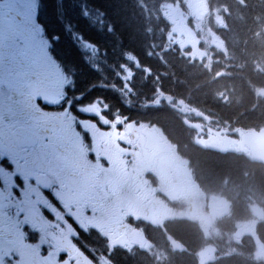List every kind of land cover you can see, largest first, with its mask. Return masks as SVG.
I'll use <instances>...</instances> for the list:
<instances>
[{
	"label": "flooded vegetation",
	"instance_id": "flooded-vegetation-1",
	"mask_svg": "<svg viewBox=\"0 0 264 264\" xmlns=\"http://www.w3.org/2000/svg\"><path fill=\"white\" fill-rule=\"evenodd\" d=\"M48 4L0 0V264H241L250 213L196 186L183 139L128 105L123 76L82 78ZM211 134L203 151L236 147Z\"/></svg>",
	"mask_w": 264,
	"mask_h": 264
},
{
	"label": "trees",
	"instance_id": "trees-1",
	"mask_svg": "<svg viewBox=\"0 0 264 264\" xmlns=\"http://www.w3.org/2000/svg\"><path fill=\"white\" fill-rule=\"evenodd\" d=\"M47 1L50 19L68 34L61 41L65 57L80 61L74 33L95 45L104 68L99 75L113 77L106 80L111 83L130 74L128 105L137 103L173 138H183L187 157L208 185L219 183L222 193L264 213V166L237 152L203 151L194 142L196 125L234 135L264 127V97L256 96L264 90V0H207L206 12L188 19L200 55L173 49L168 39L174 25L167 8L189 13L185 0ZM214 11L220 12L218 23ZM83 67L82 78L98 76ZM259 227L264 245V223Z\"/></svg>",
	"mask_w": 264,
	"mask_h": 264
},
{
	"label": "rangeland",
	"instance_id": "rangeland-1",
	"mask_svg": "<svg viewBox=\"0 0 264 264\" xmlns=\"http://www.w3.org/2000/svg\"><path fill=\"white\" fill-rule=\"evenodd\" d=\"M185 4L190 11L189 13H185L176 8L169 9L167 12L173 21L175 28L174 33L180 34L178 36V42L183 44V48H197L198 38H196L195 31L189 27L188 19L190 15L200 16L203 13V0H185ZM214 15L219 20L218 13L215 12ZM260 94L264 95V92Z\"/></svg>",
	"mask_w": 264,
	"mask_h": 264
},
{
	"label": "water",
	"instance_id": "water-1",
	"mask_svg": "<svg viewBox=\"0 0 264 264\" xmlns=\"http://www.w3.org/2000/svg\"><path fill=\"white\" fill-rule=\"evenodd\" d=\"M244 145L250 150L252 160L264 165V130L245 133L240 142L242 150Z\"/></svg>",
	"mask_w": 264,
	"mask_h": 264
},
{
	"label": "bare ground",
	"instance_id": "bare-ground-1",
	"mask_svg": "<svg viewBox=\"0 0 264 264\" xmlns=\"http://www.w3.org/2000/svg\"><path fill=\"white\" fill-rule=\"evenodd\" d=\"M87 67V66H86ZM138 111V110H137ZM138 115H140V114H138Z\"/></svg>",
	"mask_w": 264,
	"mask_h": 264
}]
</instances>
